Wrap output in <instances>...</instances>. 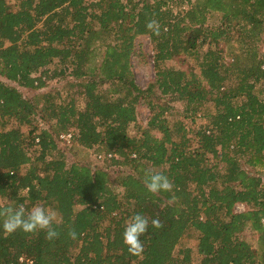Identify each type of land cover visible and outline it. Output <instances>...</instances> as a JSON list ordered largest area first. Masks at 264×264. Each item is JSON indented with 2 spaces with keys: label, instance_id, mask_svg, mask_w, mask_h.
Returning a JSON list of instances; mask_svg holds the SVG:
<instances>
[{
  "label": "trees",
  "instance_id": "16d2710c",
  "mask_svg": "<svg viewBox=\"0 0 264 264\" xmlns=\"http://www.w3.org/2000/svg\"><path fill=\"white\" fill-rule=\"evenodd\" d=\"M178 1L19 0L12 10L0 0V77L39 88L41 76L32 74L58 59L85 78L83 110L47 97L38 107L0 79V119L29 126L27 135L0 129V208L22 204L27 213L41 202L56 213L59 233L48 241L44 231L0 229V264H190L192 247L175 249L193 235L197 264H264V0H194L174 10ZM153 19L159 36L146 28ZM139 35L155 50V77L145 88L131 70ZM180 54L193 55L198 70L163 65ZM155 90L156 99H169L154 101ZM170 100L184 103V117L206 111L195 146L181 121L165 118ZM141 101L150 116L129 135ZM36 116L48 122L38 133ZM69 126L80 145L107 156L106 167L128 169L114 179L121 192L106 167L65 162L53 133ZM34 143L39 155L32 159ZM147 170L166 175L172 191L148 193ZM238 203L246 208L236 211ZM136 214L149 220L140 257L122 242ZM73 229L76 239L68 235ZM245 229L257 234L256 248L241 237Z\"/></svg>",
  "mask_w": 264,
  "mask_h": 264
},
{
  "label": "rangeland",
  "instance_id": "374dc122",
  "mask_svg": "<svg viewBox=\"0 0 264 264\" xmlns=\"http://www.w3.org/2000/svg\"><path fill=\"white\" fill-rule=\"evenodd\" d=\"M5 1L12 10L17 9L19 0ZM193 1L194 0H181V2L178 1L176 7H174V10L188 7V5ZM217 18L218 14L211 15L209 17L210 23L214 22ZM154 52V44L147 35H139L136 37L134 42V51L131 55V70L133 72V78L135 83L141 88L147 87L154 80ZM197 64V59L193 55L189 54L175 55L172 59L167 60L163 63L164 66L185 70H187L189 66H192L194 67V69L198 70ZM70 70V66H67L64 63H60L58 59H53V61L46 67L32 74L34 77L41 76V79L44 84L39 88L23 87L20 86L17 82L9 81L4 77H0V79L5 83L16 87L23 97L37 102L38 107H41L45 97H47L48 100L53 101L55 103H71L75 106L77 110H83L85 106V96L83 93L85 78L74 77L70 73ZM60 71H63V73H61ZM59 72L60 74H57ZM99 88L103 89L104 92L110 94V87L108 84H104ZM156 94H158L157 90H155V92H153L151 95L154 101L163 102L164 98L167 100L169 99L168 97H164L163 99H156ZM168 105L169 109L165 113V118L169 121V123H173L174 121H181L183 126L185 127L184 129L187 133V136L190 138V147L195 146L194 131L197 130L198 126L207 124V117L204 116V113H206V111L203 110L201 106L200 110L196 114L184 117L183 102L177 100H170L168 101ZM207 107L209 109L212 108L211 102H207ZM136 112V121L129 124L128 126L129 135H137L138 127H145L147 120L150 116L148 106L142 101L137 104ZM38 117L36 116L35 122L33 124L38 127V129L36 130L37 133L39 129H45L48 127V122H42L41 120H39ZM51 123L54 124L55 120H52ZM12 127L20 128V130L25 135H27L29 129V126H20L14 118L4 117L3 119H0V129H9ZM66 132L71 133V138L69 140L61 138L60 135L62 133L59 136H56V133H53V135L56 139L57 149L63 154L65 162L68 165L72 163H78L89 164L91 167H106L105 165L107 164V162L105 158L107 156L103 152L98 151L97 146H94L92 148H85L80 145L76 140L77 130L73 126H69ZM28 154L32 159L37 157V155H39V146L35 143L32 144L28 148ZM46 157L47 159H50L49 155H47ZM26 167L27 166H24L22 171H24ZM121 169L128 170L127 168L114 165H108L106 167L110 179L113 180V184H115L117 192H121V189L116 185L114 179ZM260 174L264 181V170H262ZM34 206H42V203L38 202L35 204L28 205L29 211ZM75 208L78 209L80 208V206L77 205ZM245 208L246 206L241 203H238L235 206L236 211H242ZM241 237L248 241L253 247H257V234L254 231L250 229H245L241 233ZM195 243L196 238L193 235L191 237L184 238L175 249V251H177L180 246L192 247V260L190 264H197L198 262V255L196 254V250L194 247Z\"/></svg>",
  "mask_w": 264,
  "mask_h": 264
},
{
  "label": "clouds",
  "instance_id": "9594fccd",
  "mask_svg": "<svg viewBox=\"0 0 264 264\" xmlns=\"http://www.w3.org/2000/svg\"><path fill=\"white\" fill-rule=\"evenodd\" d=\"M146 28L154 35H160V25L155 19L146 23ZM144 185L148 193L156 195L162 191H172L173 184L170 179L161 172L147 170L145 172ZM0 218H3L0 229L11 235L17 230L24 233H34L38 231L45 232V239L53 241L59 237V233L53 227L54 223H58L56 213L42 206H34L26 213L25 207L21 204L19 207H3L0 208ZM151 224L154 228L163 227L159 219H153ZM149 220L136 214L127 222L122 234V242L127 247L128 253L132 256L140 257L144 252V245L140 237L147 231ZM69 238L76 239L75 230H70Z\"/></svg>",
  "mask_w": 264,
  "mask_h": 264
},
{
  "label": "built area",
  "instance_id": "2783aa9c",
  "mask_svg": "<svg viewBox=\"0 0 264 264\" xmlns=\"http://www.w3.org/2000/svg\"><path fill=\"white\" fill-rule=\"evenodd\" d=\"M61 138L65 139V140H69L71 138V133L70 132H65V133H62L60 135ZM38 139H36L37 141Z\"/></svg>",
  "mask_w": 264,
  "mask_h": 264
}]
</instances>
